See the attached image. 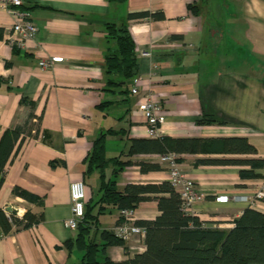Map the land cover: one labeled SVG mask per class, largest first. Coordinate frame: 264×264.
<instances>
[{
	"label": "crops",
	"instance_id": "1",
	"mask_svg": "<svg viewBox=\"0 0 264 264\" xmlns=\"http://www.w3.org/2000/svg\"><path fill=\"white\" fill-rule=\"evenodd\" d=\"M22 9L30 13L37 33L26 48L16 50L6 41L14 17L0 6V132L25 123L30 130L5 167L0 208L20 218L28 212L31 219L27 226L23 220L0 237V264L80 261L82 250L63 245L77 235V229L65 224L71 214L69 185L84 182L85 206L99 199V174L85 177L84 159L92 141L108 128H124L126 133L106 135V157L121 155L122 160L134 161L117 177L119 190L127 183L169 181V167L161 155H124L129 138H151L138 109L146 94L162 102L166 121L161 135L245 137L256 148L254 154L178 156L179 169L206 194L194 205L193 216L205 227L228 231L247 207L264 213L262 199L252 204L244 198L215 200L222 194L250 196L264 186V168L255 169L260 177L242 178L239 170L248 166L194 164L203 158H264V0H231L223 23L205 16V0H23ZM216 10L218 2L212 6L213 13ZM139 11L164 15L128 21L139 93H131L130 80L106 91L104 56L115 48L106 24L120 23L127 13ZM141 49L150 55L141 56ZM51 56L63 59L40 66ZM103 102L109 103L100 107ZM139 161L157 162L162 169L141 172ZM14 186L39 196L41 202L15 195ZM134 210L136 222L153 220L160 213L154 198L141 201ZM119 220V209L106 207L99 215L98 233L111 231ZM125 242V247L108 246L107 256L118 262L145 250L144 238Z\"/></svg>",
	"mask_w": 264,
	"mask_h": 264
},
{
	"label": "trees",
	"instance_id": "2",
	"mask_svg": "<svg viewBox=\"0 0 264 264\" xmlns=\"http://www.w3.org/2000/svg\"><path fill=\"white\" fill-rule=\"evenodd\" d=\"M123 3L126 0H107ZM196 6V5H195ZM195 6H191L194 8ZM162 19V12L139 11L127 13L120 23L106 24L107 37L115 45L104 56V68L108 76L106 91H114L121 81L133 79L138 70L135 43L128 27V21L142 18ZM18 50V48L13 47ZM125 91V90H124ZM126 92V91H125ZM21 101H24L23 99ZM109 102H103L104 107ZM199 122H203L199 120ZM213 122V121H209ZM25 124H19L0 132V186L4 180L5 167L18 152L25 140L27 132ZM37 133V130L34 131ZM126 129L108 128L102 131L93 141L84 164V175L89 176L97 171L100 179V197L94 203H87L83 219L77 225L75 239L63 242L68 250L75 245L83 254L76 264H264V213L247 207L235 219L234 226L228 231L219 228L204 227L202 222L182 210V200L171 183L163 181L158 184L127 183L122 190L117 187V177L127 165L134 163L131 159L122 160L121 155L111 158L105 154V138L107 134H125ZM181 155L184 153L203 154H254L256 148L245 137H179L172 138L162 135L158 138H129V146L125 156L135 154L167 153ZM180 158H177L179 162ZM141 172L162 169L157 162H137ZM195 165H240L239 175L242 178H257L261 175L255 169L264 168V158H203L197 159ZM112 166L110 175L107 169ZM12 192L31 202H41V198L19 186ZM155 195V196H151ZM157 200L159 215L153 220L136 222L146 227L144 237L145 250L136 253L124 261H113L106 254L110 245H122L126 242L117 238L110 230H99V215L106 207L123 209L136 208L141 201ZM28 212L18 217L11 211L10 218L0 208V227L8 233L13 227L26 220L30 222ZM121 220L118 221V223ZM98 233L99 238L95 236ZM100 256L102 259H100Z\"/></svg>",
	"mask_w": 264,
	"mask_h": 264
},
{
	"label": "built area",
	"instance_id": "3",
	"mask_svg": "<svg viewBox=\"0 0 264 264\" xmlns=\"http://www.w3.org/2000/svg\"><path fill=\"white\" fill-rule=\"evenodd\" d=\"M23 0H0V6L11 13L14 17V22L6 36V41L11 47L24 49L29 41L36 37L37 27L33 23L30 13L22 9ZM141 56H149V50H140ZM60 56H51L47 60H41L40 66L49 67L54 63L62 61ZM140 77L133 78L131 93L138 94L139 87L135 83ZM138 104V109L141 111L146 124L147 135L151 138L161 137V126L166 121V114L163 111L162 102L155 99L152 95L146 94ZM161 161L166 162L169 167V180L175 187L182 200V210L186 213H194L193 206L196 203L202 202L206 198V194L195 186L194 181L187 177L178 167L175 153H167L160 156ZM69 196L71 204V214L65 220V224L69 229H76L78 223L83 219L85 212V184L82 180L73 181L69 185ZM253 198L264 199V186H260L252 194ZM247 197L237 194H222L216 196L218 202H225L229 199L240 200ZM6 215L10 218L11 211L4 209ZM122 216L124 221L115 224L111 232L117 238L128 241L134 236L145 235V228L134 224L135 213L132 209L123 208L119 210V217ZM5 233L0 232V237Z\"/></svg>",
	"mask_w": 264,
	"mask_h": 264
},
{
	"label": "rangeland",
	"instance_id": "4",
	"mask_svg": "<svg viewBox=\"0 0 264 264\" xmlns=\"http://www.w3.org/2000/svg\"><path fill=\"white\" fill-rule=\"evenodd\" d=\"M230 1L231 0H205V5L208 6L207 11L205 12V16L211 21H219L220 23L227 21L228 20L227 8L230 6ZM216 2L219 3L220 10L219 11L216 10L215 13H213L212 6H216ZM224 32L228 33V29L225 28ZM100 259H102L101 256H100Z\"/></svg>",
	"mask_w": 264,
	"mask_h": 264
},
{
	"label": "bare ground",
	"instance_id": "5",
	"mask_svg": "<svg viewBox=\"0 0 264 264\" xmlns=\"http://www.w3.org/2000/svg\"><path fill=\"white\" fill-rule=\"evenodd\" d=\"M177 158H178V155H176V159H175V161L177 162ZM177 167H178V163H177ZM179 168V167H178ZM183 172V171H182ZM184 173V172H183ZM185 174V173H184ZM186 175V174H185ZM188 177V176H187ZM194 181V180H193ZM169 182H170V180H169ZM171 183V182H170ZM195 183V182H194ZM172 185V184H171ZM173 186V185H172ZM196 186V185H195ZM174 187V186H173ZM174 189H175V187H174ZM176 190V189H175ZM176 192H177V190H176ZM178 193V192H177ZM179 194V193H178ZM180 196V195H179ZM245 197H247L246 198V202H248L249 204H252L255 200H257V199H261V198H253V197H251V195L250 196H245ZM242 200V199H241ZM262 200H264V199H262ZM197 204V203H196ZM195 205V204H194ZM133 211H134V213H135V210L134 209H132ZM193 210H194V213H195V209H194V206H193ZM184 213H186V212H184ZM194 213L192 214V213H186L187 215H194ZM136 216V215H135ZM135 216H134V224L135 225H137L136 224V220H135ZM121 217V221H124V218L122 217V216H120ZM203 224V226L205 227L206 225L204 224V223H202ZM137 226H139V225H137ZM139 227H143V228H145V233H146V227H144V226H139ZM144 237H145V235H144ZM143 236H134L133 237V239H140V238H144Z\"/></svg>",
	"mask_w": 264,
	"mask_h": 264
},
{
	"label": "water",
	"instance_id": "6",
	"mask_svg": "<svg viewBox=\"0 0 264 264\" xmlns=\"http://www.w3.org/2000/svg\"><path fill=\"white\" fill-rule=\"evenodd\" d=\"M130 82H133V80H130Z\"/></svg>",
	"mask_w": 264,
	"mask_h": 264
}]
</instances>
